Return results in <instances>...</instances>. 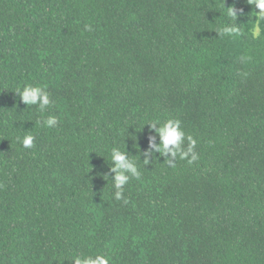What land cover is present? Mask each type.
<instances>
[{"label": "trees", "instance_id": "1", "mask_svg": "<svg viewBox=\"0 0 264 264\" xmlns=\"http://www.w3.org/2000/svg\"><path fill=\"white\" fill-rule=\"evenodd\" d=\"M226 7L240 34L218 35ZM255 12L246 0H0V264H264ZM27 84L47 85L46 112L22 101ZM168 118L200 159L173 168L156 152L144 167L148 123ZM113 147L141 172L128 204L114 198Z\"/></svg>", "mask_w": 264, "mask_h": 264}, {"label": "clouds", "instance_id": "2", "mask_svg": "<svg viewBox=\"0 0 264 264\" xmlns=\"http://www.w3.org/2000/svg\"><path fill=\"white\" fill-rule=\"evenodd\" d=\"M250 5H254L259 9L255 12V29L253 35L259 37L260 28L259 22L264 21V0H246ZM239 14H243L242 11ZM226 15L230 18V23L225 24L222 29H218V35H236L240 34V28L236 23L238 12L234 7H226ZM234 21L235 23H232ZM87 31H92L90 25L85 26ZM251 57H242V62ZM16 92L20 95L22 101L30 106L35 105L40 113L46 112L48 106L51 104V99L47 91V85H24L22 89H17ZM42 125L45 128H55L59 124V119L56 116H47L42 119ZM150 128L154 130L153 135L149 136V146L144 151L143 166L150 162V157L158 152L161 156L165 157L170 167H176V161L184 160L189 165L199 161L200 157L196 151L197 140L192 135L185 132L182 127V121L179 118H168L161 122L155 120L148 123ZM159 137V143L156 142V137ZM23 148L32 149L35 146L36 136L34 133H27L22 139L18 138ZM185 141L187 145L185 146ZM110 172L114 173V178L111 179L115 189V200H122L125 204L129 203L128 198L124 195L125 186L130 179L141 178V172L138 164L133 160L129 153L120 150L118 147H113L110 151ZM72 264H111V257L103 254L74 256L70 261Z\"/></svg>", "mask_w": 264, "mask_h": 264}]
</instances>
